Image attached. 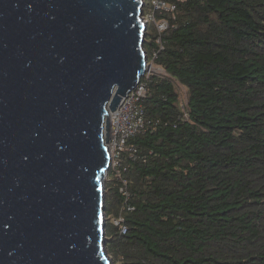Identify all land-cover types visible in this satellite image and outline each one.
<instances>
[{
  "label": "trees",
  "instance_id": "obj_1",
  "mask_svg": "<svg viewBox=\"0 0 264 264\" xmlns=\"http://www.w3.org/2000/svg\"><path fill=\"white\" fill-rule=\"evenodd\" d=\"M169 1L168 27L146 30L161 70L145 79L146 125L105 179L107 253L264 264V0Z\"/></svg>",
  "mask_w": 264,
  "mask_h": 264
},
{
  "label": "water",
  "instance_id": "obj_2",
  "mask_svg": "<svg viewBox=\"0 0 264 264\" xmlns=\"http://www.w3.org/2000/svg\"><path fill=\"white\" fill-rule=\"evenodd\" d=\"M145 0H0V264H114L110 121L145 75Z\"/></svg>",
  "mask_w": 264,
  "mask_h": 264
},
{
  "label": "built area",
  "instance_id": "obj_3",
  "mask_svg": "<svg viewBox=\"0 0 264 264\" xmlns=\"http://www.w3.org/2000/svg\"><path fill=\"white\" fill-rule=\"evenodd\" d=\"M175 8V4L169 0H145L142 17L147 25L150 23L155 27L159 35L168 27V22L164 15L173 12ZM156 41L161 47L160 37ZM156 56L157 52L154 50L151 59H148L147 71L140 82L126 97L122 98L113 115L109 112L110 130L107 146L111 156V169L116 170L119 168L122 156L129 150L127 146L128 140L143 130L146 125L141 101L146 93L145 79L150 73L151 66L154 65L153 60ZM122 181L126 183L125 180ZM114 222L120 226L121 232H125V225L122 224V219H117Z\"/></svg>",
  "mask_w": 264,
  "mask_h": 264
},
{
  "label": "rangeland",
  "instance_id": "obj_4",
  "mask_svg": "<svg viewBox=\"0 0 264 264\" xmlns=\"http://www.w3.org/2000/svg\"><path fill=\"white\" fill-rule=\"evenodd\" d=\"M153 71H157V72H160V68L156 67L155 65H152L151 68H150V73L153 72Z\"/></svg>",
  "mask_w": 264,
  "mask_h": 264
}]
</instances>
